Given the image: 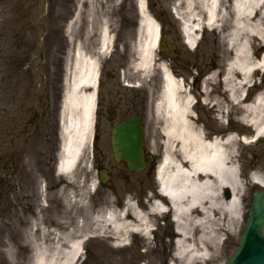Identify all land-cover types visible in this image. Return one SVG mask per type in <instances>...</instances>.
<instances>
[{
  "label": "bare ground",
  "instance_id": "6f19581e",
  "mask_svg": "<svg viewBox=\"0 0 264 264\" xmlns=\"http://www.w3.org/2000/svg\"><path fill=\"white\" fill-rule=\"evenodd\" d=\"M87 1L90 11H96L98 0ZM137 3L140 24L132 47L135 51L132 66L142 78H147L158 65L160 24L151 16L146 0ZM174 11L180 19L185 44L190 48L197 45L205 28L229 30L232 59L224 71L217 65L210 69L204 92L208 93V84L220 81L224 91L221 97L214 98L217 117L225 125L226 116H241L240 124H245V133L252 134L253 139L240 138L234 131L224 137L209 136L194 119L195 99L183 79L177 78L166 63H160L162 84L155 107L163 120L165 140L158 170L159 193L138 204L125 197L122 208L107 202L98 213L92 212L82 198L86 191L78 194L81 198L67 193L68 189L77 187L76 180L70 177L84 175L79 166L85 148L92 144L101 62L114 43L110 20L102 18L95 29L97 55L77 42L68 56L62 114L63 160L59 168L60 173L71 179L59 189L60 194L67 196L66 220L59 221V232L48 231L46 238L52 240L54 247L51 250L44 243L40 245L38 264H76L83 255L82 243L91 228L96 232L92 237L115 239L124 246L133 234L145 235L148 242L153 227L165 225L159 222L165 212L173 215L176 225L173 264L218 263L222 234L238 233L236 228L244 221L250 192L249 181L244 178L239 163L238 146L240 141L251 145L264 137V0H179ZM79 17L80 10L75 15L76 21ZM90 173L86 171V176ZM250 173V184L264 188V173L254 169ZM106 177L109 180V175ZM76 203H80L78 210L84 217L73 222L74 215L68 205ZM69 221L74 223L73 228ZM152 248L155 254L157 248ZM44 259L48 262L43 263Z\"/></svg>",
  "mask_w": 264,
  "mask_h": 264
},
{
  "label": "rangeland",
  "instance_id": "374dc122",
  "mask_svg": "<svg viewBox=\"0 0 264 264\" xmlns=\"http://www.w3.org/2000/svg\"><path fill=\"white\" fill-rule=\"evenodd\" d=\"M134 1L136 3V0H116L114 3L98 0L96 11L92 13L87 0H0V264H38L40 245L44 243L53 249L54 243L46 236L50 230L59 232V221L66 220L67 196L60 194L59 189L71 182L70 178L76 180L77 187L73 186L67 193L81 198L78 194L86 191L82 198L94 213H98L107 202L122 208L125 196L134 202L141 197L140 190L144 186L136 184L133 173L123 170L122 163L110 156L109 146L102 143L96 144L95 149L91 145L85 148L79 166L84 175L68 178L56 173L58 151L64 141V135L60 138L59 131L68 56L77 42H82L86 49L89 46L90 52L97 55L95 29L100 20L109 15L117 16L122 9H129ZM178 1L149 0L152 12L166 24V29H174L177 33L180 22L173 10ZM79 10L80 17L76 21ZM91 24L95 26L91 27ZM226 31L224 33L229 34V30ZM200 33L195 52L184 42L178 44L187 54L186 60L198 65L197 70L195 66L191 71L196 75L202 70L207 72L214 64L224 71L233 56L228 35L207 28ZM161 55V60L169 61L171 51L164 50ZM114 57L112 46L102 59V81L117 73V77L124 81H141L145 86L141 85L139 89L143 94L147 93L146 84L151 81L142 78L130 64L120 71V59ZM113 58V62L108 63ZM185 68L182 64L181 69ZM182 75L185 76L184 72ZM258 79L263 80L261 76ZM221 84L219 81L216 85L220 94L224 91ZM105 92V89L100 90L101 95ZM218 117L214 112L199 117L206 124L199 123L200 127L209 136L213 133L225 135L234 130L239 134L246 132L247 128L238 122V116L229 118L231 123L233 121L230 131L226 129L228 124L223 125ZM153 118L155 131L149 136L160 153L164 150V124L157 114ZM245 135L253 139L252 134ZM257 141L238 146L239 163L244 178L249 181L250 204L254 191L260 189V186L250 184V170L264 173V137ZM102 169H107L110 174L106 183L99 180V170ZM86 171L91 173L86 176ZM90 187H94V191ZM72 205L68 208L74 215L73 222L83 219L84 214L78 210L80 203ZM248 208L244 211L242 225L236 228L238 233L232 236L222 234L221 259L213 264H225L235 253L246 225ZM69 222L73 228L74 223ZM155 227L157 229L148 242L142 235L133 234L125 246L115 239L92 237L96 232L91 228L82 243L83 255L76 264H173L175 225L167 220L165 225ZM153 246L157 248L155 254ZM45 262L48 260L44 259Z\"/></svg>",
  "mask_w": 264,
  "mask_h": 264
},
{
  "label": "flooded vegetation",
  "instance_id": "af4514ba",
  "mask_svg": "<svg viewBox=\"0 0 264 264\" xmlns=\"http://www.w3.org/2000/svg\"><path fill=\"white\" fill-rule=\"evenodd\" d=\"M152 15L159 20L156 14L153 13ZM109 17L112 18L110 22V31L114 35V58L119 57L120 62L118 68L122 71V68L130 64L134 59L132 47L136 42L140 24L138 6L134 2L129 9H122L117 16L109 15ZM163 26L164 28L167 27L165 23ZM171 28H173V26H171ZM168 30L165 31V34L167 38L170 37L167 42V50L171 51V55L169 56L171 62H169V66L175 75L180 76L182 72H184L185 77L182 78L184 85L197 102L193 107V111L197 115L196 122L206 126L199 117L203 113L214 112L215 115L218 114L215 111L216 101H214V98L221 97L222 93L220 94L218 92L216 84H208V93L204 92V88H206L204 80L207 76V72L202 70L196 75L191 71L195 66L197 70L198 65L189 63L186 60V58H188L187 54L179 47L178 44L182 42V35L177 33L174 29L169 30V32ZM114 58L111 59L109 63L113 62ZM182 64L186 66L185 70L181 69ZM133 81V79H129L123 82L117 77V73H114L107 78L106 82L102 83V87L106 92L105 95L99 99L98 103L96 115V144L102 143L109 146L111 152L110 156H112L114 130L128 118H136L143 128L146 166L142 172L132 173L135 177L134 181L136 184L138 183L144 186L145 189L143 193L144 195H146V193L148 195V193L156 188L155 171L159 160L158 155L153 150L155 141L149 136L155 131L154 128L156 125L153 118L154 115H156L153 94L156 96V93L160 91L162 82L160 80H155L147 84V93L143 94L139 88L134 86L136 83ZM125 83H130L132 85L127 87ZM226 117L229 122L226 129L230 131L231 128L229 126H231L233 121L232 123L230 122L229 118L231 116ZM209 128L212 129L211 126H209ZM137 130L138 127L135 128V131ZM122 167H124L126 171H130L125 161H122ZM128 181L130 182L131 179L128 178Z\"/></svg>",
  "mask_w": 264,
  "mask_h": 264
},
{
  "label": "water",
  "instance_id": "95a60500",
  "mask_svg": "<svg viewBox=\"0 0 264 264\" xmlns=\"http://www.w3.org/2000/svg\"><path fill=\"white\" fill-rule=\"evenodd\" d=\"M120 125L114 136L115 156L118 160L125 159L132 169H141V130L137 134L139 147L134 148L135 134L128 129L129 123ZM102 180L106 181L105 173ZM227 264H264V192L257 191L245 227L241 243L235 255Z\"/></svg>",
  "mask_w": 264,
  "mask_h": 264
}]
</instances>
